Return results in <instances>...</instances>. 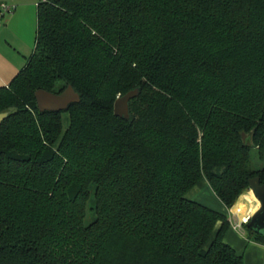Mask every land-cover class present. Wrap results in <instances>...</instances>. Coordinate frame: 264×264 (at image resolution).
Returning a JSON list of instances; mask_svg holds the SVG:
<instances>
[{"label":"trees","instance_id":"1","mask_svg":"<svg viewBox=\"0 0 264 264\" xmlns=\"http://www.w3.org/2000/svg\"><path fill=\"white\" fill-rule=\"evenodd\" d=\"M67 86L78 103L38 110ZM4 112L0 264H243L185 194L264 185V0H37Z\"/></svg>","mask_w":264,"mask_h":264},{"label":"crops","instance_id":"2","mask_svg":"<svg viewBox=\"0 0 264 264\" xmlns=\"http://www.w3.org/2000/svg\"><path fill=\"white\" fill-rule=\"evenodd\" d=\"M2 3L16 6V10L9 17L7 23L3 25V28H0V87L9 84L18 71L23 68L27 58L33 52L34 43H31L26 38L25 28L30 9L35 8L36 11L37 0H0V4ZM200 187H205L207 190L210 188L205 180H200L191 191ZM199 192L198 190L195 192V197H197ZM213 196H215L214 193ZM214 198L219 206L218 210L215 211L225 214L227 217L225 207L216 196ZM191 200L205 206L199 200H194L193 198ZM219 225H217V228H219ZM243 225L237 231H233L230 226L224 235V243L230 246L238 256L242 257L243 264H264V245L253 242L242 229Z\"/></svg>","mask_w":264,"mask_h":264},{"label":"water","instance_id":"3","mask_svg":"<svg viewBox=\"0 0 264 264\" xmlns=\"http://www.w3.org/2000/svg\"><path fill=\"white\" fill-rule=\"evenodd\" d=\"M138 90H133L123 96L117 97L113 106L115 117L129 118L128 102L137 96ZM37 108L40 112H60L65 111L70 104L78 103L80 98L71 86H67L60 94H53L44 90H37L34 93ZM8 113H0V123L7 117ZM248 189H252L256 198L261 203L260 210L245 224L246 228L256 235L264 237V185L259 183L257 177L249 180ZM247 189V190H248Z\"/></svg>","mask_w":264,"mask_h":264},{"label":"clouds","instance_id":"4","mask_svg":"<svg viewBox=\"0 0 264 264\" xmlns=\"http://www.w3.org/2000/svg\"><path fill=\"white\" fill-rule=\"evenodd\" d=\"M260 208L261 203L252 189H248L246 193L242 192L239 194L231 207L225 205L227 218L233 231H237L241 225L247 224Z\"/></svg>","mask_w":264,"mask_h":264},{"label":"rangeland","instance_id":"5","mask_svg":"<svg viewBox=\"0 0 264 264\" xmlns=\"http://www.w3.org/2000/svg\"><path fill=\"white\" fill-rule=\"evenodd\" d=\"M10 16L11 15H7L0 21L1 22L0 28H3V25H5L7 23V20L9 19ZM35 29H36V11H35V8L34 9L32 8V9H30V15L28 17V21H27L26 28H25V36L27 39H29V41L31 43H34V40H35V38H34L35 37ZM64 126H66V122L64 123ZM257 166H259V165H257ZM197 190L200 192L198 193L197 197H195V192ZM197 190H192V191L190 190V192L185 194V198L186 197L190 198L189 200H191V198H193L194 200H199L200 202L205 204V206L209 207L210 209L218 210L219 206H218L217 200L214 198L215 196H213V192H212V190H210V188H209V190H207L205 187H200ZM242 229L246 233L245 228L243 227Z\"/></svg>","mask_w":264,"mask_h":264},{"label":"built area","instance_id":"6","mask_svg":"<svg viewBox=\"0 0 264 264\" xmlns=\"http://www.w3.org/2000/svg\"><path fill=\"white\" fill-rule=\"evenodd\" d=\"M15 8L16 6L14 5L0 4V21L3 19V17L13 13Z\"/></svg>","mask_w":264,"mask_h":264}]
</instances>
